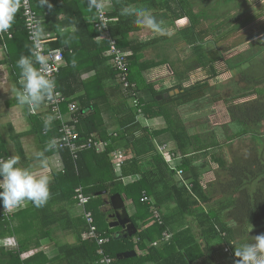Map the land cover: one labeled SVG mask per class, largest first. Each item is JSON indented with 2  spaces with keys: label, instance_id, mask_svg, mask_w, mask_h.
<instances>
[{
  "label": "trees",
  "instance_id": "1",
  "mask_svg": "<svg viewBox=\"0 0 264 264\" xmlns=\"http://www.w3.org/2000/svg\"><path fill=\"white\" fill-rule=\"evenodd\" d=\"M199 1L112 0L113 7L107 16L114 21L109 24V31L119 50L126 55L128 80L134 86L128 90L121 87L116 69L104 55L108 44L99 38L93 24L95 13L94 10L89 11L88 0H62L61 4L54 5L55 10H51L52 7L37 9L34 0L31 2L37 16L43 17L41 26L44 30L56 33L54 40L46 41L49 49L63 50L64 66L55 78L56 88L65 99V103L60 106L64 118L66 113L69 116L68 104L77 103L76 145L81 147L89 138L97 135L96 139H101L107 146L102 152H96L93 148L79 150L75 153L76 158L68 148L47 151L48 154H58L64 171L52 176L51 195L43 207H35L27 202L28 207L16 211L11 215L12 218L0 217L2 228L11 231L18 243L17 251L0 250L2 261L10 264H99L101 258L97 255L96 243L81 239L88 229L83 217L73 219L69 211L77 203L74 196L78 188L90 199L86 211L92 213L97 230L101 235H110V242L105 245L104 251L113 264H218L214 257L215 247L220 248L231 262L237 263L239 258L235 256V246L251 243L256 236L264 234V162L254 155L252 145L243 148L247 151L236 155L234 161H230L225 154L213 153L223 147L217 130L190 134L178 112L179 107L191 103L211 105L223 102L236 129L230 136L223 135L226 146L247 136L263 141L264 134H259L256 127L264 121V94L255 88L264 84V36L255 41L249 39L247 51L225 61L229 71L247 68L244 82L250 87L228 98L215 94L210 80L217 78L218 72L214 65L223 58L215 52L206 53L203 40L222 30L227 24L222 20L226 14L221 13L224 16L219 20L220 17L211 18L215 12L219 15L216 9L211 15L206 10L196 12L194 6ZM234 1L225 0L224 6L218 4L222 8L219 11H227ZM35 3L39 4V0ZM133 4L151 9L157 13V20L164 22L171 20L172 23H179L187 19L188 24L182 26L177 35L192 51L194 62L189 70H206L207 79L188 87L179 83L159 91L148 82L146 74L150 70L171 64L164 52L157 55V60H142L143 52L155 43L167 42L168 37L148 41L131 37L141 27L134 23V17L121 16L120 10ZM45 12L48 15L44 17ZM60 14L63 19L59 21ZM15 19L19 26L14 27L16 32L13 30V35L19 34L28 41L20 9ZM203 22H208L207 27H201ZM28 43L31 50L32 45ZM169 44L171 48L174 47L173 43ZM256 62L262 67L254 68ZM188 68L184 66L179 72L170 69L177 81L182 82L188 76ZM249 70L254 74L259 73L258 76L248 77ZM84 75L89 78L83 80ZM174 90H179V94L157 100L158 96ZM253 95L256 96L254 100L234 104ZM134 100H137V106L132 104ZM139 116L148 120L161 118L163 126L152 130L139 122ZM105 117H109L108 122H105ZM109 126L115 127V130L107 132ZM224 126L219 129L223 130ZM42 128L46 146L60 137V126L56 121L52 120L47 130L45 125ZM168 142L175 144L174 154L180 157L177 168L190 182L191 192L176 180V172L171 171L154 145ZM115 152L122 153L124 157L120 169L115 168L111 158ZM207 158L209 161L203 165H196L197 159ZM209 162L217 165L216 180L203 189L200 179L209 170ZM120 170L125 175L137 174L138 179L124 184L117 173ZM253 182L259 186L249 192ZM103 191L105 195L96 196ZM114 194H119L125 202H129L127 212L137 230L132 238L117 239L109 228L107 217L112 211L108 201ZM143 197H147L151 204L142 203ZM212 202L217 203V206L209 209L204 207L210 206ZM151 205L159 213V219L152 214ZM94 206H98L101 211L97 213ZM225 211L234 218L233 225L226 223L222 214ZM151 219L152 225H148ZM55 229L74 233L76 241L59 246L53 258L38 253L27 262L20 261L19 254L31 246L39 248L43 241L56 245L53 237ZM165 233L170 234L167 242L163 240ZM241 236L243 238L240 241ZM237 239L240 242L237 243ZM135 249L139 255L117 259V255Z\"/></svg>",
  "mask_w": 264,
  "mask_h": 264
},
{
  "label": "crops",
  "instance_id": "2",
  "mask_svg": "<svg viewBox=\"0 0 264 264\" xmlns=\"http://www.w3.org/2000/svg\"><path fill=\"white\" fill-rule=\"evenodd\" d=\"M35 1L37 2V0H34V6H36L37 9H43V8L47 9L48 8L47 5L39 6V4H36ZM31 2H33V0H31ZM48 2H49V4L52 5L51 10H55L54 5L61 4L62 0H56V1L55 0L54 1L48 0ZM106 3H107L106 11L108 14V12L111 11V9L113 7L112 6V0H106ZM31 5H33V4L31 3ZM133 5H135V4H133ZM135 6L143 7V6H138V5H135ZM84 11H86V9H84ZM152 13L157 18V13L154 11H152ZM47 15H48V13L45 12L44 17ZM89 18H90V16H89ZM39 19L42 21L43 17L39 18ZM58 19H59V21L62 20L63 15L60 14ZM113 21L114 20L112 19V22ZM170 21L171 20L165 21L166 27L168 26V24H174V25L177 24L179 26H186V24H188L187 19H182L181 22H179V23L178 22L172 23ZM17 26H19V24L15 19V22L13 23V26L9 30V32L0 34V65H6L4 72H0V159H7L9 156L18 155L20 157L21 166L30 167V168H33L34 170H37L38 165L34 159V154L37 151H42L46 147V142H45V138H44L45 136H44V132L42 133V130H43L42 127L46 123L50 124L52 122V120L56 121L59 124V126H60V122L55 119V117L52 115V113L49 111V109L45 105H41V107L36 111V114L33 115V114L29 113L27 106L18 105V103L15 99V96L13 94L12 89L14 86L16 88H20L21 84H22V78L20 76V69L18 67H16V62L19 60L20 56H22V55L23 56H30L31 55L30 45H29L28 41H26V39L23 36H20L19 34H16L14 36L12 33L13 30H14V32H16L14 27H17ZM178 30H179V28H177V31ZM69 31H73V30H69ZM45 33H46V35L44 36V38H46L48 41L54 40V38L56 36V33H54V31H51V32L45 31ZM8 34H10V35L12 34L13 36L11 35V37H9ZM130 36L134 37L136 39H139L141 41H148L151 39H156L157 37H161L158 35H154L148 29H145L142 27L138 32L133 33ZM166 43H168V44L172 43V40L168 39V41L165 43H163V42H161L159 44L155 43L154 45L147 48L143 52L142 60H157V55H158L157 54V46H161L162 44H166ZM181 44L183 45L184 43L181 41ZM170 48H171V46H170ZM64 50L66 51L67 49L65 48ZM191 59L192 58L190 57L188 60L191 61ZM191 65H193V64H191ZM63 66H64V63H63ZM185 66L187 68L189 66L188 63ZM177 69H178V66H176L175 70H176V72H179V70H177ZM157 70H158V68L150 70L146 74V78H147L148 82L152 83L154 88L159 91V87L157 86L159 83H161V82L165 83L167 81L170 82L171 80L170 79L165 80L164 79L165 73L161 70H158V71ZM192 71H194V69L189 70V68H188V72H189L187 74L188 76L183 81L190 79L189 77L191 76ZM171 75H172V80L177 81V78L174 75L172 70H171ZM88 78H89L88 75H84L83 80H86ZM182 82H179V83H182ZM183 87H185V86H183ZM186 87H188V86H186ZM193 105H195V104L191 103V104L184 105V106H181L178 108L179 113L183 110L182 115L180 114L182 120H184V121L187 120V121H185V123L186 122L190 123L192 125V127L195 125V124H193V122L195 121L198 123V121L200 120L198 118L201 117L203 114V113H199V111H196V112L195 111L193 112L192 110L186 111L188 108H192ZM64 115L66 118H68L67 113ZM49 116L53 117V119L51 121L47 120V117H49ZM108 118L105 117V122H108V120H107ZM138 120H139V122L142 123L143 126L151 128L152 130H156V129L158 130L163 126L161 118L148 120L144 116L142 118L139 116ZM190 120H194V121H192V123H191ZM192 127H189V129H188L189 133H190V130L192 129ZM114 130H115V127H113V126L107 127V132H113ZM193 130L196 132V130L194 128H193ZM94 136L98 137L97 135H94ZM154 145H155V147H157V149L165 146V150H167V155H169V156L173 155L174 156V158L172 159L173 160L172 164L175 167V171H172V170L171 171L177 172L178 171L177 165L180 162V157H178L177 155L174 154V151L176 149L175 144L172 142H168V143H163V144L154 143ZM54 149H55V147H54ZM55 150H59V149H55ZM45 156L48 158V162H49V167H48V171H47L48 175H50L52 177L56 173H61L64 171V166H63L62 161H61L60 157L58 156V154H56V153L55 154H52V153L48 154V152H46ZM203 161H204V159H199V160L197 159L196 165H198V166L201 165V163ZM207 161H209L208 158H207ZM209 164H210V162H209ZM212 170H214V169L212 168L211 170H208L209 172L207 171L203 175H205L207 173L210 174ZM216 170H217V165H216L215 172H216ZM121 171L122 170L118 171L117 173H118L120 179L122 180V182L124 184L134 182L138 179L137 174L136 175L135 174H132V175L126 174L125 175ZM183 179H185L184 175H183ZM176 180L178 182H180L179 178L177 177V174H176ZM215 180H214V182H215ZM186 181H188V180H186ZM211 183H213V182H211ZM200 184L203 187V189H206V186L210 183H208L207 185L206 184L204 185V183L202 182V179H201ZM124 203H125V208L127 211L129 202L124 201ZM146 204H151V203H146ZM26 207H28L27 202H25L23 205H21V208H19L17 210V212L25 209ZM2 209H3L2 203H0V217H2V215H1ZM150 210H151L152 214L157 211L154 207H152V205L150 207ZM69 211L71 212V216L73 219L83 217V210L78 207L77 203L75 206L70 208ZM14 214H15V212L12 215H14ZM128 216H129V214H128ZM3 217L6 218L5 216H3ZM108 217H107V222L109 225V223H111V221L108 219ZM9 218H12V216H10ZM6 221H9V220H6ZM191 225H192V223H191ZM110 229H112L113 234L117 237V239H119L118 236L121 233V228L118 227V228H110ZM4 230L5 229L2 228V225L0 223V241L4 240L6 238H13L16 241L17 238L13 234L10 233L11 231H8V230L4 231ZM84 234H85V232L81 236L82 240H83ZM53 237L55 239L54 241H56V245L54 244V242H48V241L44 242L43 241V242H41V246L39 248H33L31 246L29 250L24 251V252L19 254L20 261L23 263L27 262V260H29L30 258H32L34 255H36L38 253H42L43 255H45L48 258H53L54 256H56V252H57L59 246L73 244L76 241L74 233L63 232L60 229H55L53 231ZM108 237L110 238V235ZM129 238H132V237H129ZM16 244H17L16 248H12V247L7 248V247H3L0 244V250L7 251V252L17 251L18 250L17 241H16ZM214 250L216 252V256H217L216 260H217L218 264H222V263L225 264V263H227V261H229L228 257L223 254L224 252L221 251L220 248L215 247ZM30 251L34 252V254L31 257L25 258V259H22L20 257L21 254L27 253ZM134 252L136 255L140 254L139 251H137L136 249L134 250ZM123 253H125V252H123ZM214 257H215V255H214ZM0 264H10V263L9 262L7 263V261H2V259L0 258Z\"/></svg>",
  "mask_w": 264,
  "mask_h": 264
},
{
  "label": "rangeland",
  "instance_id": "3",
  "mask_svg": "<svg viewBox=\"0 0 264 264\" xmlns=\"http://www.w3.org/2000/svg\"><path fill=\"white\" fill-rule=\"evenodd\" d=\"M224 1L225 0H200L195 4L194 11L198 12L201 10H206L208 13L210 12L211 15V13H213L212 11L217 10L219 15L215 14V12L214 15L211 16V18L220 17L219 20L222 19L221 17L224 16L221 13L226 14V17L222 20H224V22H226L227 24H224L222 30H220L219 33L216 32L215 34H213V36L206 37L203 40V47L206 50V53L215 52L216 55L221 56L223 58V60L217 61L214 65L215 70L218 72V76L215 80H210V85L214 86L215 94H220L224 98H228L234 96L235 94H240L245 91V88L247 89L248 87H250L246 84L247 82H244V74L247 72L245 69L247 68H241L239 69V71H229L225 64V61L247 51L249 48V39H253V41H255L264 36V0H235L227 11L224 10L225 12H220L219 10H222V8L218 4H223L224 6ZM209 22H214L215 24L218 23L214 20H210ZM207 25L208 22L201 23V27L203 28L207 27ZM166 28L167 34L158 36H161L162 38L166 36L168 37V39H171L172 43L174 44V47L170 48V45L168 43L162 44L161 46H157V54H161L160 52H164L167 55L168 61L170 62L171 66L164 65L158 68V70H161L165 73V80L170 79L171 81L159 83L157 85L159 87V90L170 89L179 84L178 81L172 80L170 68H173L172 70H175L176 66H178L177 70L181 71L183 70V67L188 63L190 69V65L194 62V60L192 61V59L191 61L188 60L190 57L192 58L191 49L189 47H185L184 44L182 45L181 40L177 35V28L181 29L182 26H179L177 24H168ZM194 66L197 67L198 65L194 64ZM257 66H259L260 68L262 67V65L258 62L253 64L254 68H256ZM258 74H254L252 70H249L248 77H252L253 75L258 76ZM189 78L190 79L183 81L181 84L186 87L198 81L207 79L206 70L196 68L194 71L191 72V76ZM255 90L259 91L260 94H264V84L258 88H255ZM255 98L256 96L253 95L245 99H240L234 102V104L246 103L248 101L254 100ZM226 107L227 105L223 102H218L211 105L209 103H200L193 105L192 108H188L186 111L192 110L193 112L199 111V113H203L202 116L198 118L200 119L198 123L194 120H190L191 123L192 121H194L193 124L195 125L193 127L190 123L186 122L188 128L192 127V129L190 130V134H194L195 131L193 130V128L196 130V132H203L206 130H217V134L219 135L218 138L223 147H221V149H216L212 151L213 153L219 155L225 154L230 161H234V158H237L236 155L239 156L240 153L247 151L243 148L252 145L255 150L254 155L259 158V161L264 162V140L258 141L253 138H250V136H247L240 140L238 139L234 141L232 144H227V146L225 145V143L227 142L223 139V135L227 134V136H230L236 131L235 127L233 126L228 117ZM182 111L180 112L181 115ZM223 125H225V128L223 130L219 129ZM256 128L259 134H264V121L259 122ZM245 156L249 157L248 155ZM206 161L207 160L204 159L201 165H203V163H205ZM209 167V170H211L212 168L214 170H212L210 174L207 173L201 177L204 185L214 182V180L216 179V165L210 162ZM258 186L259 184L256 185V182H253L252 185L249 187V192L255 191ZM212 206L216 207L217 203L212 202L210 206L205 205L204 207L209 209V207ZM93 209L96 210L97 213L101 211L98 206H94ZM222 214H224L225 216L226 223L229 225H233L232 221L234 218L228 216V212L226 214V211ZM230 218H232V220ZM148 225H152V219L148 221ZM242 238V236L239 238L240 241L242 240ZM240 241L238 239L236 240L237 243ZM214 255L216 258L217 256L215 251ZM228 259L230 258L228 257ZM225 264L237 263L234 261L231 262L229 260Z\"/></svg>",
  "mask_w": 264,
  "mask_h": 264
},
{
  "label": "clouds",
  "instance_id": "4",
  "mask_svg": "<svg viewBox=\"0 0 264 264\" xmlns=\"http://www.w3.org/2000/svg\"><path fill=\"white\" fill-rule=\"evenodd\" d=\"M52 7L48 0H39V6ZM21 7V0H0V34L8 33L15 22L16 15ZM107 7L106 0H88L89 11L95 9L103 15ZM120 15L134 17L137 26L148 29L154 35L167 34L163 20H157L151 9L128 5L120 10ZM44 28L39 24L32 32L33 48L30 56H20L16 67L20 69L22 84L20 88L13 87L12 91L20 106H27L29 113H35L47 100L59 96L56 91V80L51 75L54 70L49 63L50 55L40 51ZM60 51L59 49L56 50ZM59 59V57H57ZM39 65V67H37ZM6 65H0V72H4ZM53 117H47L51 121ZM48 124H45L47 130ZM55 147V141L34 154L38 169L23 167L18 155L0 159V203L5 210H10L31 202L35 207H43L50 198V183L52 177L47 174L49 162L45 153ZM237 264H264V234L258 235L251 243H242L235 246Z\"/></svg>",
  "mask_w": 264,
  "mask_h": 264
},
{
  "label": "built area",
  "instance_id": "5",
  "mask_svg": "<svg viewBox=\"0 0 264 264\" xmlns=\"http://www.w3.org/2000/svg\"><path fill=\"white\" fill-rule=\"evenodd\" d=\"M95 19H94V27L99 33V38L103 39L108 44V49L105 52V56L108 57L111 60L112 65L116 69L118 73V79L121 84V87L124 90H128L131 88H134L132 84L129 83V71H128V63L126 61V55L119 50L116 40L110 35L109 31V24L112 22V19L108 18L107 11L105 9L103 15H100L96 12L95 9ZM21 16L24 23V28L27 34L28 41L32 45L33 48V39H32V32L39 24L41 26V20L38 18L36 12L33 10L31 5V0H21ZM9 37H11L10 34H8ZM47 39L43 37V43L40 48V51L45 55H50L49 63L53 65L54 70L51 73V75L56 78L63 66V51L59 49L60 51H56L57 49H49L47 43ZM59 57V59H57ZM39 67V65H37ZM56 91L57 88H56ZM59 92V91H58ZM59 96H54L53 100L51 101H45V106L49 109V111L53 114L55 119L60 122V129L59 134L60 137L57 138L55 141V148L63 149L68 148L71 152V154L76 158L75 153L79 150L84 149H95L96 152H102L103 149L107 146L106 143H104L101 139L96 137L89 138L85 144H83L81 147H78L77 140L78 136L75 132V126L78 122L77 112H78V106L76 103H69L68 104V118H64L60 112V106L65 103V99L62 96L61 92H59ZM133 105L137 106V100H134L132 102ZM33 115L35 113H31ZM159 153L162 155L163 159L165 160L166 164L169 166V168L172 171H175V167L173 166V158L174 156L167 155V150H165V146L158 149ZM111 158L113 160V164L116 169H120L123 164V154L120 152H115L111 155ZM177 177L179 178L180 184L183 185L187 191L191 192V184L189 181H186L183 179V173L182 171L176 172ZM75 201L77 202V205L79 208L83 210V219L88 227L87 231L83 235L84 240L88 241H94L97 245V255L101 258L99 261V264H113L112 259L105 255L104 247L106 244L109 243V237L105 235H101V233L97 230L96 226L94 225L93 216L92 213L89 211H86V205L89 203L90 199L88 197H85L82 193L81 188H78L75 191L74 196ZM142 203H150V200L147 197H143L141 199ZM3 208V206H2ZM21 206L5 210L4 208L1 210V215L8 217L11 216L14 212H16ZM154 215L159 219V213L154 212ZM170 238V234L165 233L163 235V240L167 242ZM0 244L3 247H12L16 248L17 244L16 241L13 238H6L2 241H0ZM155 245V244H154ZM228 250H226L227 252ZM34 254V252H27L21 254V258H29Z\"/></svg>",
  "mask_w": 264,
  "mask_h": 264
},
{
  "label": "water",
  "instance_id": "6",
  "mask_svg": "<svg viewBox=\"0 0 264 264\" xmlns=\"http://www.w3.org/2000/svg\"><path fill=\"white\" fill-rule=\"evenodd\" d=\"M179 94V90L170 91L168 93H164L161 96L157 97V100L160 101L162 99H167L169 97H173L174 95ZM106 192H99L96 196H103ZM109 207L112 213L109 215L108 219L111 221L109 223L110 228H121V233L118 236L119 239H126L129 237H133L137 230L133 223H131L128 213L125 208L124 200L121 198L119 194H114L109 198ZM136 254L134 251L125 252L117 255L118 260L129 259L135 257Z\"/></svg>",
  "mask_w": 264,
  "mask_h": 264
}]
</instances>
